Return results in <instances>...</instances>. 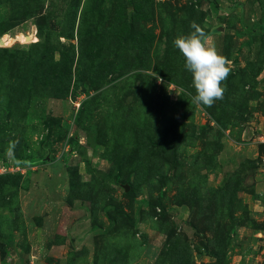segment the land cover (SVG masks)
Instances as JSON below:
<instances>
[{
  "label": "rangeland",
  "instance_id": "obj_1",
  "mask_svg": "<svg viewBox=\"0 0 264 264\" xmlns=\"http://www.w3.org/2000/svg\"><path fill=\"white\" fill-rule=\"evenodd\" d=\"M263 127L264 0H0V264H264Z\"/></svg>",
  "mask_w": 264,
  "mask_h": 264
},
{
  "label": "clouds",
  "instance_id": "obj_2",
  "mask_svg": "<svg viewBox=\"0 0 264 264\" xmlns=\"http://www.w3.org/2000/svg\"><path fill=\"white\" fill-rule=\"evenodd\" d=\"M192 31L177 36L173 46L184 57V67L191 73V84L195 89L192 103L211 106L222 98L224 88L221 84L229 73L227 61L214 47L207 46L205 31L196 23L191 24Z\"/></svg>",
  "mask_w": 264,
  "mask_h": 264
},
{
  "label": "built area",
  "instance_id": "obj_3",
  "mask_svg": "<svg viewBox=\"0 0 264 264\" xmlns=\"http://www.w3.org/2000/svg\"><path fill=\"white\" fill-rule=\"evenodd\" d=\"M258 140H259L261 143H264V127L262 128L261 133H260L259 136H258Z\"/></svg>",
  "mask_w": 264,
  "mask_h": 264
}]
</instances>
